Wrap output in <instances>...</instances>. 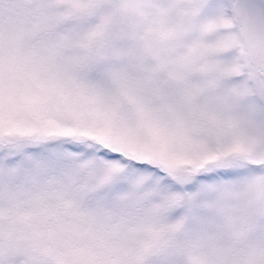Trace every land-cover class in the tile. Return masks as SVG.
<instances>
[{
    "label": "snow or ice",
    "instance_id": "obj_1",
    "mask_svg": "<svg viewBox=\"0 0 264 264\" xmlns=\"http://www.w3.org/2000/svg\"><path fill=\"white\" fill-rule=\"evenodd\" d=\"M0 264H264V0H0Z\"/></svg>",
    "mask_w": 264,
    "mask_h": 264
}]
</instances>
